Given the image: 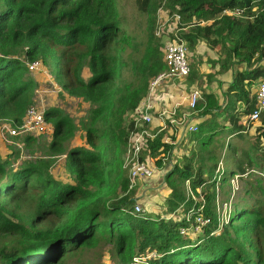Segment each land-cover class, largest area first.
<instances>
[{
  "label": "trees",
  "instance_id": "1",
  "mask_svg": "<svg viewBox=\"0 0 264 264\" xmlns=\"http://www.w3.org/2000/svg\"><path fill=\"white\" fill-rule=\"evenodd\" d=\"M135 4L147 17L138 60L133 53L139 52V45L121 31L115 0H0V123L19 125L35 105L37 82L28 69L34 62L49 68L63 92L89 105L77 124L59 108L45 110L51 140L34 148L37 138L22 136L28 159H22L18 148L5 158L0 155V264H68L101 244L110 246L117 264L150 254L156 257L148 264H264V179L258 174L264 175V113L248 149L239 150L234 165L220 173V186L240 175L244 197L220 233L212 234L218 227L216 170L222 152H235L231 143L214 146L215 140L245 137L248 128L241 118L256 109L254 90L264 81V0ZM158 10H164L169 21L179 17L176 29L190 52L187 81L213 82L210 74L206 82L196 78L202 45L217 54L205 62L214 75H230L222 105L201 86L204 102L196 110H202L205 119L188 137L192 146H180L182 155L163 176L167 218L133 214L136 200L127 197L128 180L122 178L133 117L150 81L167 71L164 43L156 35ZM244 24L250 30L243 29ZM127 47L132 49L129 56ZM128 70L131 81L124 78ZM79 131L84 145L69 147ZM172 150L160 137L146 139L141 160L161 167ZM59 157H64L70 182L52 173ZM117 179L121 193L116 196L111 182ZM200 198L201 214L210 223L201 232L181 234L191 226L186 212L198 208Z\"/></svg>",
  "mask_w": 264,
  "mask_h": 264
},
{
  "label": "rangeland",
  "instance_id": "2",
  "mask_svg": "<svg viewBox=\"0 0 264 264\" xmlns=\"http://www.w3.org/2000/svg\"><path fill=\"white\" fill-rule=\"evenodd\" d=\"M116 6L120 15V29L121 31L126 34L127 36L131 37L136 44L139 45V52H134L133 55L135 59H139L141 56V51L143 49V46L140 45V43L143 40H146V27H147V17L143 14H141L135 4V0H115ZM169 18L166 17V14L164 10H158L157 12V27H156V35L160 36L162 38V42L165 43L167 40V37L170 36L172 33H168V30H173L174 28H177V21H168ZM168 21V22H167ZM251 26L249 24H244L243 29L250 30ZM174 33V31H173ZM172 38V35L170 36ZM132 49L130 47H127L126 51V56H129L131 53ZM201 50H199V53ZM207 54L209 56H212L216 53L213 54V52H206L204 55ZM190 55V52L188 50L187 52V59ZM217 55V54H216ZM202 57L201 64H199L200 67L198 72V76L196 77L197 80H203L207 81V75L210 73L208 70L202 66L205 62V58ZM197 68V65H195ZM130 70V69H129ZM125 71L124 73V78L126 81H131V71ZM34 80L37 82V89L35 91V96H34V102H35V107H37L40 111L45 112V110L49 108H59L61 109L65 114L70 116L75 123L77 124L78 121L85 116L86 111L89 108V105L87 103H83L80 99L70 97L66 92H63L59 86L55 83L49 68L47 69L45 66L43 69L39 70L38 72L30 73ZM89 76L88 70L85 68L83 71V78H87ZM229 75H225L223 77H219L218 79L213 80V88L216 87L217 83L218 84H225L226 81L229 80ZM223 80V81H219ZM212 81V80H211ZM172 83L171 81L169 83H162V87L160 88L161 91L166 87V84ZM175 86L178 88H181V90H184L185 92H189L191 90H197L201 93L202 91V85L200 82H194L190 83L187 81V79H178L174 82ZM203 84V83H202ZM211 85V86H212ZM210 86L209 82L205 85L206 88ZM194 88V89H192ZM159 90V91H160ZM203 119V118H201ZM5 122L0 123V155L2 158H5L6 155H8L12 148H18L22 152V159H28V151L23 146L22 143V136H20L19 140L13 141L10 140L8 142L6 139L3 137L5 136L4 131L2 130V126ZM9 123V122H6ZM256 122L254 123H249L247 124V132L245 137L243 138H238V137H231L226 140L225 139H216L215 142L216 145H219L218 142L224 143L226 145L228 142L231 143L232 147L235 149V152H232V149L227 148L225 152L221 154L220 157V162L222 167L224 169L229 166L234 165V156L240 157V151L239 150H247L249 145L251 144L254 134H255V128H256ZM80 131L76 132L74 139L70 141L67 145L69 147H73L74 145H84V139L82 136H80ZM189 133L185 132V147L189 148L191 144L188 142V137ZM35 138H37L36 143L34 144V148H39V147H45L49 141L51 140V131L48 132H43L39 135H35ZM207 138V137H205ZM21 140V141H20ZM16 143V144H13ZM196 148V145L193 146ZM189 150V149H188ZM199 150V149H197ZM39 152V151H37ZM235 153V154H234ZM124 158V156H123ZM158 159V158H157ZM162 159V157H161ZM149 168L153 171V177L148 179V180H138L136 187L133 191V194L131 193L129 198H134L135 204L139 205L141 207V210L139 213L140 216L145 215V214H152V215H158L163 218H167L168 215L165 214L164 207H165V198L167 195V190L161 189L162 187V182L158 181L159 178L163 177L165 173H167L170 170V165L169 163L163 162L162 160V165L161 167L155 166V165H150L148 164ZM64 167V157H59L56 160V163L54 167L52 168V173L60 178L63 182H70V180L67 178V173L66 171L64 172L63 170ZM122 169H123V159H122ZM255 174V173H253ZM257 174V173H256ZM259 176H261L264 179V175L261 173H258ZM257 174V175H258ZM158 176V177H157ZM160 176V177H159ZM124 179L127 180V172L126 170L123 169V177ZM157 178V179H156ZM156 181H153V180ZM108 180L110 181V177H108ZM144 181L139 184V182ZM118 179L115 180V182H111L112 188L115 191L116 196L119 195L120 192V184H117ZM139 184V185H138ZM238 184V192L236 193L233 203H232V211L234 210L235 207H237L243 199V190H244V182H241L240 179L237 182ZM138 185V186H137ZM162 185V186H161ZM159 186V188H157ZM141 188V190H145L146 188H154L150 194L147 193L145 197L141 198H136L135 193L138 194V190ZM216 187L219 190V198L222 202H227L230 198V193L232 191V186L231 182L224 184L223 186H220V180L216 182ZM216 189V190H217ZM149 190V189H148ZM142 193V192H141ZM138 200V201H137ZM133 204V206L135 205ZM68 264H117V258L112 255L110 252V246L101 244L95 249L85 251L83 253V257H78L71 259Z\"/></svg>",
  "mask_w": 264,
  "mask_h": 264
},
{
  "label": "built area",
  "instance_id": "3",
  "mask_svg": "<svg viewBox=\"0 0 264 264\" xmlns=\"http://www.w3.org/2000/svg\"><path fill=\"white\" fill-rule=\"evenodd\" d=\"M178 22L179 17H175ZM169 21V20H168ZM167 21V22H168ZM175 29V28H174ZM172 31V38L164 43L163 53L164 62L167 67V71L159 74L156 78L152 79L149 83L148 92L146 97L141 102L139 108L134 115V125L130 130L127 141L125 144V152L123 158V169L127 172L128 190L127 196L131 194V191L136 186L138 180H148L153 177V171L149 168L148 164L141 160V153L146 144V139L153 140L154 135L150 134L148 127L153 121V112L155 111V104L157 94L162 87V83L175 82L178 79H186L190 75V65L187 59V46L186 43L180 38L178 30ZM174 31V33H173ZM30 72H38L43 69L39 62L28 64ZM175 85V84H174ZM256 109L251 112L246 118H244V124L257 122L260 115L264 113V81H260L256 88ZM186 104L189 110H195L198 103L201 101V93L197 90H191L185 95ZM183 122V121H182ZM2 130L5 133L3 137L8 142L12 138L20 136H35L43 132L50 131L49 125L45 123L44 112L40 111L37 107L31 106L27 109L22 122L17 126H12L10 123H4ZM188 133L197 132L198 128L195 125H188L186 127ZM223 171L221 163L216 170V182L220 180V173ZM164 176V175H163ZM240 175H236L231 178L232 191L230 198L227 202H222L219 198V190L217 189V215H218V227L214 231L213 235H218L222 227L228 223L229 216L232 212L233 199L238 192V180ZM188 194L194 202L196 197L190 192L188 183H186ZM202 204L196 208L192 207L186 212L185 218L187 222H190V229H181V234H185L187 230H194L196 233L201 232L202 228L210 223V219L203 218L201 212L204 208V200L200 198ZM141 207L137 204L134 205L133 214L137 215L140 212ZM156 257L155 254H150L142 257L133 258L130 264H148L149 259Z\"/></svg>",
  "mask_w": 264,
  "mask_h": 264
},
{
  "label": "crops",
  "instance_id": "4",
  "mask_svg": "<svg viewBox=\"0 0 264 264\" xmlns=\"http://www.w3.org/2000/svg\"><path fill=\"white\" fill-rule=\"evenodd\" d=\"M203 47L204 46L202 45L199 48V50H201L200 55L203 56V58H205L204 62H206L208 57L213 58L216 56L214 52H213L214 55L212 56H209L207 54L204 55V53L210 52V51H206ZM203 65L208 70V72H210L209 74L212 75V80L218 79L219 77H223L225 75H229V74H224L220 76H215L214 70L209 68L210 64L204 63L202 64V66ZM229 80H230V77H229ZM229 80L226 81V83L223 85H219L217 83L215 88H213V85H212L213 83L210 84L208 88L205 87L207 83H203L202 87H205L206 93L215 94L218 97V105H219L222 103V100H223L221 96L222 91L226 89V84L229 82ZM219 81H223V80H219ZM257 86L258 84L255 87V90H254L255 92H256ZM187 93L188 91L185 92L184 90H181V88H178L177 86H175L174 82L170 83L169 85L166 84V87L163 89V91L160 90L157 94L155 111L153 112V121H152V124L148 127L150 134L154 136L156 135L154 139H156L157 137H160L161 143H165V144L173 146V150H172L173 153L169 154L168 157L166 156L162 159L163 162L167 161L170 166H171V162H173L174 159L177 158V156L182 155L183 153L182 151L183 148L181 147H182V144L185 145L184 137H185V132H187L186 127L188 125H195L198 127L199 124L205 119V117L200 116L202 110H199V109L189 110L188 109L186 100H185V95ZM200 102H204V98L202 94H201ZM241 121L244 126H247L246 124H244V118H241ZM189 134L193 135L194 133H189ZM224 134L225 133H223L221 137H225ZM225 138L227 140L229 136H226ZM192 148L193 147H191V149ZM184 152L187 153V151H184ZM153 181H156V180L154 179ZM158 181H161L163 185V177L159 178ZM142 182L144 181L139 182V184ZM135 187L133 188V191ZM141 188L142 187H140V189L138 190V194L135 193V196L137 199L141 197H145L147 193L150 194L149 192H151L154 189V188H146L145 190H141ZM157 188H159V186H157ZM160 188L164 189V185ZM133 191H131L132 194H133Z\"/></svg>",
  "mask_w": 264,
  "mask_h": 264
}]
</instances>
